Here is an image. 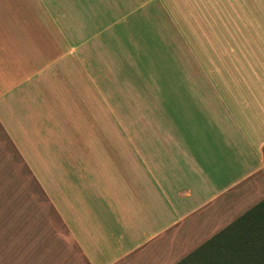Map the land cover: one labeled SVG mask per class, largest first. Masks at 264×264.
<instances>
[{"label": "crops", "instance_id": "1", "mask_svg": "<svg viewBox=\"0 0 264 264\" xmlns=\"http://www.w3.org/2000/svg\"><path fill=\"white\" fill-rule=\"evenodd\" d=\"M0 138L62 225L52 264H176L255 227L264 0H0Z\"/></svg>", "mask_w": 264, "mask_h": 264}, {"label": "rangeland", "instance_id": "2", "mask_svg": "<svg viewBox=\"0 0 264 264\" xmlns=\"http://www.w3.org/2000/svg\"><path fill=\"white\" fill-rule=\"evenodd\" d=\"M43 46L48 50L49 44ZM60 70L59 85L67 82L65 68ZM65 145V140H58L55 146ZM6 150L10 154L5 155ZM30 158L33 161L34 157ZM17 164H20L18 157L0 138V264H52V241L58 232L63 235L62 225L36 186L33 171ZM255 222H251L255 227L228 237L223 235L219 241L206 244L176 264H264V251L260 254L256 249L264 237L260 234V223ZM58 248L57 245L54 255ZM235 252L245 255L238 257Z\"/></svg>", "mask_w": 264, "mask_h": 264}, {"label": "trees", "instance_id": "3", "mask_svg": "<svg viewBox=\"0 0 264 264\" xmlns=\"http://www.w3.org/2000/svg\"><path fill=\"white\" fill-rule=\"evenodd\" d=\"M246 230H248V228H247ZM261 235H262V234H261ZM221 237H222V236H221ZM221 237H220V238H221ZM262 237H263V236H262ZM242 247H243V245L241 246V248H242ZM256 249L260 250V254H261V253L264 251V245H260V246L256 247ZM198 251H199V250H198ZM241 252H242V250H241ZM241 252H240V253H236V252H235V254H238V257H241V254H242ZM242 255H245V254H242Z\"/></svg>", "mask_w": 264, "mask_h": 264}]
</instances>
